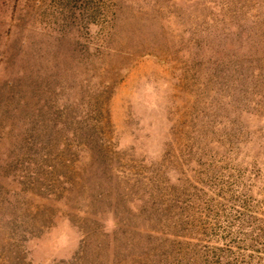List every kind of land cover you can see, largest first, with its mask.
Listing matches in <instances>:
<instances>
[{
	"label": "rangeland",
	"instance_id": "1",
	"mask_svg": "<svg viewBox=\"0 0 264 264\" xmlns=\"http://www.w3.org/2000/svg\"><path fill=\"white\" fill-rule=\"evenodd\" d=\"M0 264H264V0H0Z\"/></svg>",
	"mask_w": 264,
	"mask_h": 264
},
{
	"label": "trees",
	"instance_id": "2",
	"mask_svg": "<svg viewBox=\"0 0 264 264\" xmlns=\"http://www.w3.org/2000/svg\"><path fill=\"white\" fill-rule=\"evenodd\" d=\"M89 108H90L89 105H87V106L84 105V106H83V109H84V112H83V113H86V112H87L88 114H91L92 112H88ZM87 109H88V110H87ZM84 116H85V115H83V117H84ZM90 118H91V120H90ZM86 120H88V123H90V124H93V123L95 124V123H96V121H93V120H92V117H91V116L88 117ZM85 132L87 133L88 131H85Z\"/></svg>",
	"mask_w": 264,
	"mask_h": 264
}]
</instances>
